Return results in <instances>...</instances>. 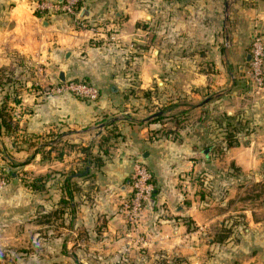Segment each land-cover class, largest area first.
Listing matches in <instances>:
<instances>
[{
	"label": "crops",
	"instance_id": "obj_1",
	"mask_svg": "<svg viewBox=\"0 0 264 264\" xmlns=\"http://www.w3.org/2000/svg\"><path fill=\"white\" fill-rule=\"evenodd\" d=\"M40 1L55 0H0V168L15 170L0 264H264V91L247 60L264 0H80L78 19ZM60 72L97 97L44 92ZM139 160L154 201L134 226Z\"/></svg>",
	"mask_w": 264,
	"mask_h": 264
},
{
	"label": "built area",
	"instance_id": "obj_2",
	"mask_svg": "<svg viewBox=\"0 0 264 264\" xmlns=\"http://www.w3.org/2000/svg\"><path fill=\"white\" fill-rule=\"evenodd\" d=\"M80 0H55L40 1L37 9L47 13H65L78 19L76 14L79 9ZM248 76L255 92L264 91V38L262 34L253 36L250 47V60L248 64ZM43 91L63 92L68 91L75 95L95 99L98 95L97 88L85 80L65 79L57 83L48 84ZM8 182L5 173L0 169V189ZM130 192L122 201V211L126 220L136 226L142 211L148 206L149 198L154 192V180L152 172L142 161H136L130 174Z\"/></svg>",
	"mask_w": 264,
	"mask_h": 264
},
{
	"label": "rangeland",
	"instance_id": "obj_3",
	"mask_svg": "<svg viewBox=\"0 0 264 264\" xmlns=\"http://www.w3.org/2000/svg\"><path fill=\"white\" fill-rule=\"evenodd\" d=\"M5 84H6V72H0V97H1L0 100L4 99V101L0 102V111L3 112L4 117L6 119V112L8 110H7L6 99H5L6 98V86H5ZM6 171L7 172H11L12 171L13 172L15 170L13 168H11V167H8L6 169Z\"/></svg>",
	"mask_w": 264,
	"mask_h": 264
},
{
	"label": "water",
	"instance_id": "obj_4",
	"mask_svg": "<svg viewBox=\"0 0 264 264\" xmlns=\"http://www.w3.org/2000/svg\"><path fill=\"white\" fill-rule=\"evenodd\" d=\"M87 15H88V9H86V8H82L81 11H80L79 13L76 14V16H77L78 18H84V17H86ZM247 60H248V61L250 60V53H248V55H247ZM59 79H60L61 81H64V80H65L64 73L60 72V74H59ZM206 151H207V150H206ZM153 195H154V192H153L152 196L149 198V203H151V202L154 201V197H153Z\"/></svg>",
	"mask_w": 264,
	"mask_h": 264
},
{
	"label": "trees",
	"instance_id": "obj_5",
	"mask_svg": "<svg viewBox=\"0 0 264 264\" xmlns=\"http://www.w3.org/2000/svg\"><path fill=\"white\" fill-rule=\"evenodd\" d=\"M0 125H3V126L5 127V129H6V128H10V123H9V121H7V120L5 119L4 114H3L2 111H0ZM226 142H227V145H230V144L232 143L230 137H227V141H226ZM0 169L5 173V176H6L7 178L10 177L11 172H7L6 170H4V169H2V168H0Z\"/></svg>",
	"mask_w": 264,
	"mask_h": 264
}]
</instances>
